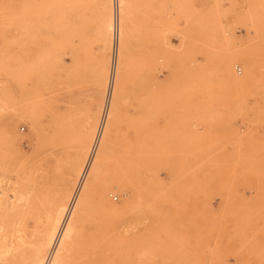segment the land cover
<instances>
[{
  "label": "rangeland",
  "instance_id": "obj_1",
  "mask_svg": "<svg viewBox=\"0 0 264 264\" xmlns=\"http://www.w3.org/2000/svg\"><path fill=\"white\" fill-rule=\"evenodd\" d=\"M79 1L0 20V264H264V0Z\"/></svg>",
  "mask_w": 264,
  "mask_h": 264
},
{
  "label": "crops",
  "instance_id": "obj_2",
  "mask_svg": "<svg viewBox=\"0 0 264 264\" xmlns=\"http://www.w3.org/2000/svg\"><path fill=\"white\" fill-rule=\"evenodd\" d=\"M90 6L88 0H80L75 2L74 16L72 17V11L69 9H64V36H71L72 25L79 27V41L83 45L85 34H86V43L87 49L88 44H93V47H90L92 51L100 59H106L108 57V44L106 42V32H105V22L110 15V2L109 0H95L94 6ZM17 0H0V20L4 22L16 21L18 18L17 14ZM31 13H32V27L33 31L38 30V35L50 38L56 36V31L54 28V21L56 18V8L54 0H31ZM78 7V8H77ZM92 9L95 12L92 14ZM90 10V13H89ZM78 13V15H76ZM93 15V17H92ZM146 23V22H145ZM148 29H150V20L147 23ZM1 30L7 31V29L1 28ZM14 30V28H10ZM103 31V32H102ZM104 34V35H103ZM92 38H94L92 40ZM90 40V42H89ZM50 41V39H49ZM93 41V42H92ZM177 42V41H176ZM46 45L45 42H42ZM40 44L39 46L43 44ZM72 67L71 59L65 57L64 62V101L65 106L68 102V89L69 85L71 86V80L68 76V66ZM82 94V93H81ZM83 106V99L80 97L76 101Z\"/></svg>",
  "mask_w": 264,
  "mask_h": 264
},
{
  "label": "bare ground",
  "instance_id": "obj_3",
  "mask_svg": "<svg viewBox=\"0 0 264 264\" xmlns=\"http://www.w3.org/2000/svg\"><path fill=\"white\" fill-rule=\"evenodd\" d=\"M5 173L3 171V174H0V193H1V187L3 186V181L5 180ZM7 179V178H6ZM9 179V178H8Z\"/></svg>",
  "mask_w": 264,
  "mask_h": 264
}]
</instances>
